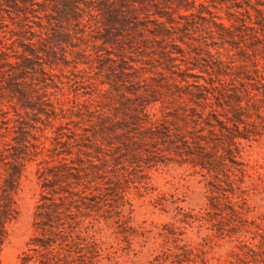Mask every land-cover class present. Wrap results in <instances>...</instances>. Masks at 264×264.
<instances>
[{
  "label": "rangeland",
  "instance_id": "374dc122",
  "mask_svg": "<svg viewBox=\"0 0 264 264\" xmlns=\"http://www.w3.org/2000/svg\"><path fill=\"white\" fill-rule=\"evenodd\" d=\"M55 210L58 264L264 257V0H0V264Z\"/></svg>",
  "mask_w": 264,
  "mask_h": 264
},
{
  "label": "trees",
  "instance_id": "16d2710c",
  "mask_svg": "<svg viewBox=\"0 0 264 264\" xmlns=\"http://www.w3.org/2000/svg\"><path fill=\"white\" fill-rule=\"evenodd\" d=\"M57 213V210L48 213L46 219L43 221L40 227L42 236L37 234L29 241L30 249L35 250L37 254L27 253L23 257L25 262L35 258L36 261H38V264H58L52 260V257L49 254L54 250L61 238V235H59L61 234V229H59L60 226L55 224L56 217L58 216ZM261 244H264V235L261 239ZM258 255L262 257L260 253H258ZM258 255L254 246L247 245L245 257L248 258L249 261L254 262L255 264H263L261 260L264 261V257L259 258ZM173 256L174 257H167V259H165L162 264H188L191 261H196V256L193 255L192 249L185 250L182 253L174 254Z\"/></svg>",
  "mask_w": 264,
  "mask_h": 264
}]
</instances>
